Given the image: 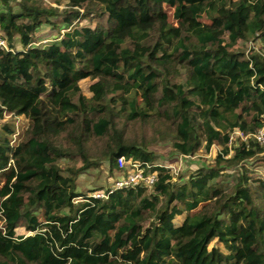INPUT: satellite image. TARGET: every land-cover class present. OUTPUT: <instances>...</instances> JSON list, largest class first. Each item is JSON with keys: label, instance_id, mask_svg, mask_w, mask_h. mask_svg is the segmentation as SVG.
Wrapping results in <instances>:
<instances>
[{"label": "trees", "instance_id": "16d2710c", "mask_svg": "<svg viewBox=\"0 0 264 264\" xmlns=\"http://www.w3.org/2000/svg\"><path fill=\"white\" fill-rule=\"evenodd\" d=\"M44 24L58 34L35 45ZM0 35L22 45L0 49V264H264V176L245 165L264 145H228L264 125V56L235 47L264 39V0H0ZM157 140L221 149L184 178ZM121 156L156 182L77 189L105 160L127 174Z\"/></svg>", "mask_w": 264, "mask_h": 264}, {"label": "rangeland", "instance_id": "374dc122", "mask_svg": "<svg viewBox=\"0 0 264 264\" xmlns=\"http://www.w3.org/2000/svg\"><path fill=\"white\" fill-rule=\"evenodd\" d=\"M61 8L66 7L65 1L61 4ZM97 21V20H96ZM88 23V21L83 22ZM95 25V23H92ZM59 28L51 27L50 25H43L36 34L35 37V45L38 44H46L50 41H53L57 34H58ZM16 44L14 45L15 49L16 47L21 48L22 45L18 41V37L16 39ZM239 50L248 52L249 49V42L245 41H239L236 46ZM249 53V52H248ZM93 80L91 78L83 79L80 82L82 91L89 97L93 95V93L90 91V85L92 84ZM31 117L29 114L23 115L20 117H16L14 115L5 113L4 119L2 122H12L16 125H19L21 127H26L30 123ZM20 138V137H19ZM19 141V139H18ZM236 145V144H235ZM235 146H233L234 148ZM150 149L154 150L157 155L156 162L163 163V164H170L175 166L177 169L178 174H184V178H186L193 170L198 169L201 166H207L210 164H215L217 160V153L221 149L220 146L213 145L211 150L207 151L204 147H201V149L195 154V155H182L177 153L173 147H172V141L171 140H157L155 144H153ZM231 154H233V150H231ZM259 157H263V154H261ZM63 166H71V167H79L83 163L80 160H64L60 162ZM245 165L253 170L256 173H259L264 176V162L261 160H255L254 158L249 160ZM237 170H229L231 173V176L228 177L226 180L228 182V185L231 186L236 181V175ZM121 176L120 172H111L109 169V162L103 161L99 168L97 169H87L85 172L81 173L77 179V189L79 191L87 192L88 190L94 191L95 189H106L110 185L114 183V181ZM96 191V190H95ZM98 191V190H97ZM79 201V200H76ZM185 216H177L175 218V223L177 225L181 224L184 221ZM25 220L23 219L18 227V234H29L30 232L25 227ZM65 261V258L63 256H60L56 260V264L62 263Z\"/></svg>", "mask_w": 264, "mask_h": 264}, {"label": "built area", "instance_id": "2783aa9c", "mask_svg": "<svg viewBox=\"0 0 264 264\" xmlns=\"http://www.w3.org/2000/svg\"><path fill=\"white\" fill-rule=\"evenodd\" d=\"M0 49L15 52V48L9 46L7 38L3 35H0ZM250 50H255L264 56V39L250 40L248 52ZM251 137L255 138L261 145H264V125L252 134L245 133L239 128H235L230 133V140L228 145L230 146V148L232 146H237L239 140L248 142ZM118 165L119 168L125 169L127 174L121 175L114 181L112 185H110L106 189L95 191L92 194L93 197L106 198L109 194L118 189L135 187L137 185L152 186L158 178L157 172H151L148 170L151 167L149 163L144 164L133 158H126L125 156H121L118 158ZM169 167L173 168L174 172L177 173V168L175 166L170 165Z\"/></svg>", "mask_w": 264, "mask_h": 264}, {"label": "clouds", "instance_id": "9594fccd", "mask_svg": "<svg viewBox=\"0 0 264 264\" xmlns=\"http://www.w3.org/2000/svg\"><path fill=\"white\" fill-rule=\"evenodd\" d=\"M34 44H35V42H34ZM102 190V189H101ZM95 192V191H94ZM93 194V193H92ZM93 196V195H92ZM79 200V199H78Z\"/></svg>", "mask_w": 264, "mask_h": 264}]
</instances>
